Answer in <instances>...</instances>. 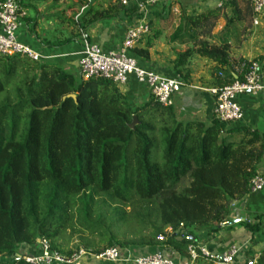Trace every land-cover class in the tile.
Here are the masks:
<instances>
[{
  "label": "trees",
  "instance_id": "1",
  "mask_svg": "<svg viewBox=\"0 0 264 264\" xmlns=\"http://www.w3.org/2000/svg\"><path fill=\"white\" fill-rule=\"evenodd\" d=\"M93 1L79 0L71 34L46 45H70L94 24L134 10L121 0ZM219 18L216 10L184 18L171 36L174 73L186 85L198 57L219 66V87L236 80L230 45L212 42ZM229 126L217 119L184 123L174 105L152 96L131 106L110 80H80L50 61L0 56V264H28L15 255L42 241L68 258L111 247L188 257L199 233L231 221L234 204L260 175L264 133Z\"/></svg>",
  "mask_w": 264,
  "mask_h": 264
},
{
  "label": "crops",
  "instance_id": "2",
  "mask_svg": "<svg viewBox=\"0 0 264 264\" xmlns=\"http://www.w3.org/2000/svg\"><path fill=\"white\" fill-rule=\"evenodd\" d=\"M19 1L27 11L25 18L27 20L22 22L17 32L19 41L44 56L54 57L50 62L81 80L79 59L83 48L82 40L78 38L62 48H50L46 45L48 42L63 41L71 34L72 27L69 21L73 17V12L77 10L79 0ZM92 2L95 4L93 0ZM102 4L103 7L107 6L105 2ZM128 8L134 9L130 15L122 12L112 20L98 22L88 28L86 35L89 41L106 54L116 53L121 50L128 29L137 20L145 19L150 25L151 32L135 50L130 52V56L143 68L179 79L172 64L176 58L177 46L170 42L171 36L184 18L216 10L220 13V18L213 30L212 42L230 45L231 59L235 65L239 61L258 62L264 77V21L258 27L253 25L250 0H239L236 7L223 6L222 0H162L159 4L148 5L144 9L135 5ZM227 19L232 23L228 25ZM138 51L145 52L146 56L139 55ZM218 69L219 66L207 58L194 59L189 87L175 96L174 109L180 121L210 126L216 119V99L205 90L217 85ZM221 70L229 71L228 68ZM231 73L233 74L232 71ZM234 75L235 78L238 77L235 66ZM119 89L133 107L143 106L151 99L147 87L133 77L125 87ZM237 102L244 112V118L241 122L230 124L229 127L248 126L264 133V93L257 96H239ZM258 173L264 176V157L258 167ZM230 219L229 224L215 233H199L198 246L205 247L213 255L224 253L230 247L236 246L241 249L237 257L239 264L250 260L264 264V189L251 192L236 202ZM247 225H257L258 232L253 234ZM130 249L136 255L163 251L176 263L189 262V256L179 255L172 249L161 250L158 247ZM28 253L35 254V250L30 248ZM79 264L97 263L92 258L85 257Z\"/></svg>",
  "mask_w": 264,
  "mask_h": 264
},
{
  "label": "built area",
  "instance_id": "3",
  "mask_svg": "<svg viewBox=\"0 0 264 264\" xmlns=\"http://www.w3.org/2000/svg\"><path fill=\"white\" fill-rule=\"evenodd\" d=\"M87 1L91 3V0ZM228 1L230 0H222V3ZM160 2L162 0H121L124 6L135 5L140 9ZM252 3L253 25L258 27L264 21V0H252ZM86 8L87 5L81 9L79 15ZM26 17L27 11L19 0H0V56L22 55L32 61L39 62L54 59V57L42 55L19 41L17 32ZM150 32L148 21L145 19L137 20L128 29L121 50L108 54L104 53L96 44L90 42L86 33H82L80 39L83 48L79 59L82 79H106L112 81L119 88H123L128 84L129 79L133 77L140 84L147 87L150 96L155 98L161 106H173L175 96L189 86L180 79L143 68L136 59L130 56V52L135 50ZM235 71L238 77L233 83L224 87L216 85L205 90L216 99V119L228 124L241 122L244 118V112L237 102L239 96H257L264 93V77L261 65L258 62L237 64ZM263 189L264 177L259 175L252 180L251 192H259ZM162 239L161 237L160 240ZM29 249V247H22L15 255L14 261H24L28 264H79L83 258L90 257L97 264H201V262L205 264H239L237 257L241 250L236 246H232L224 253L213 255L205 247L190 245L188 247L189 262L176 263L166 256L163 251L136 255L130 248L111 247L97 255L81 251L68 258L53 251L47 241L40 242L35 254H29ZM244 264L258 263L256 260H250Z\"/></svg>",
  "mask_w": 264,
  "mask_h": 264
},
{
  "label": "rangeland",
  "instance_id": "4",
  "mask_svg": "<svg viewBox=\"0 0 264 264\" xmlns=\"http://www.w3.org/2000/svg\"><path fill=\"white\" fill-rule=\"evenodd\" d=\"M78 241H79V239L77 237H75V238L71 239V241H69V242H70V245H72V247H73V245L77 244Z\"/></svg>",
  "mask_w": 264,
  "mask_h": 264
},
{
  "label": "water",
  "instance_id": "5",
  "mask_svg": "<svg viewBox=\"0 0 264 264\" xmlns=\"http://www.w3.org/2000/svg\"><path fill=\"white\" fill-rule=\"evenodd\" d=\"M137 124H138V121H137V119L135 118L134 123L131 125L132 128H134ZM228 224H229V223H228Z\"/></svg>",
  "mask_w": 264,
  "mask_h": 264
}]
</instances>
